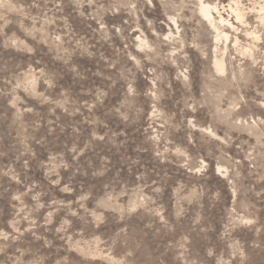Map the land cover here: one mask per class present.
<instances>
[{
  "label": "rangeland",
  "instance_id": "374dc122",
  "mask_svg": "<svg viewBox=\"0 0 264 264\" xmlns=\"http://www.w3.org/2000/svg\"><path fill=\"white\" fill-rule=\"evenodd\" d=\"M102 2L106 8L117 4L119 11L104 12L98 23V18L90 15L96 5H89L87 0H58L59 7L57 0H0V264H11L15 256H21L24 264H128L133 260L135 264H238L239 253L232 255L237 247L249 256L245 264H264V193L257 197L254 191H245L264 186V180L257 178V173L264 171L258 167L264 160L257 155L256 144L264 125L248 126L257 117L264 119V107L260 105L264 101L260 95L264 93V60H260L264 24L259 19V9H245L242 24L235 13L229 17L227 7L239 2L250 8L264 0H203L214 21L223 17L232 25L217 24V29L227 36L225 39L222 35L219 41L215 37L220 33L201 16H197L201 20L199 26L195 20L177 21L185 31L197 28L198 43L207 54L202 57L187 44L184 48L192 61L191 92L173 78L176 69L165 58L173 47H180L175 40L163 41L169 27L175 35V26L164 15V5L170 0H154V9L144 0H135V16L127 7L129 0ZM5 3L12 6L11 10L3 7ZM221 5L225 8L221 9ZM79 11L84 15H79ZM189 14L187 10L183 13ZM145 16L153 21L152 27L160 37L152 33ZM46 17L52 18L53 23L45 24ZM136 17L149 44L159 43V56L148 53L155 57L154 61L144 59V53L135 47L139 41L134 38L139 32L131 29ZM100 23L105 24L107 32ZM41 27L44 32L28 34V30ZM117 27L121 29L119 33ZM55 34L61 35L62 44L53 40ZM191 35L189 31L188 36ZM20 41L33 51H27ZM245 49L248 51L241 55ZM128 51L141 59V68L128 59ZM172 59L179 63L182 56L177 53ZM218 60L224 64V76L216 71ZM229 61L236 72L235 80L228 70ZM240 61L243 74L237 68ZM113 62L115 67H109ZM148 68H155V74ZM155 75L160 76L157 94L163 92L157 102L162 113L158 121L148 118L152 97L145 95ZM33 77L37 78L35 92L42 93L40 96L32 93ZM46 81H51L52 86ZM129 82L136 89V106L142 111L132 110L124 120L115 108L124 101ZM206 85L213 91L209 92ZM98 91L107 93L103 103L96 100ZM233 98L240 105L235 111L229 107ZM58 101L65 102L63 108ZM185 101L194 104L197 111L192 113ZM93 102L95 107L89 110L85 104ZM192 115L201 126L213 125L225 139L231 136V143L222 144L207 133L187 128L186 118ZM238 117L241 123L234 126ZM165 119L170 123L161 127ZM174 125H179V129ZM165 131L171 141L167 144L169 149L186 147L192 157L189 167H198V158L203 156L209 163L208 170L202 174L189 172L181 166L184 157L171 151L163 153L165 159L161 161L155 153L163 152L165 137L159 141L151 137ZM189 133L195 138V147L188 144ZM94 134L103 139L94 138ZM261 139L264 141V137ZM245 140L247 143L241 144ZM252 145H256L255 170V165L244 159ZM229 159L232 163L240 160L241 164L233 170ZM217 163L229 168L227 178L215 171ZM54 164L59 167L48 175ZM235 171L241 172V177L236 178L241 191L231 199L226 193ZM57 179L59 183L53 184ZM65 186L70 191H62ZM157 186L162 189L160 193L152 191ZM141 187L144 194L156 199L155 205L142 201L135 193ZM177 188L179 192L174 194ZM120 191L126 194L115 202L109 200V193L115 196ZM217 191L219 196L213 198ZM17 196L19 199L14 198ZM181 197H190L191 202ZM140 203L144 206L131 210ZM38 204L43 207L38 208ZM114 204L122 207L108 206ZM153 207L160 209L166 222L150 210ZM49 212L51 223H45ZM94 212L104 218L99 228L93 223ZM240 215L254 217L256 222L242 224ZM64 220L69 225L57 231ZM3 233L9 234L7 239ZM96 237L102 242L99 245ZM76 246L85 250L111 249L109 255L113 259L102 258L103 252L95 258L85 257L76 251ZM129 248L134 250L133 256L124 255Z\"/></svg>",
  "mask_w": 264,
  "mask_h": 264
},
{
  "label": "clouds",
  "instance_id": "9594fccd",
  "mask_svg": "<svg viewBox=\"0 0 264 264\" xmlns=\"http://www.w3.org/2000/svg\"><path fill=\"white\" fill-rule=\"evenodd\" d=\"M160 2L162 3L163 0H160ZM87 3L89 5H93L95 4L96 7L93 10L92 13H90V15H92L95 18H98V23L99 21L103 18V13L106 11H111V12H118L119 11V6L117 4H111L110 7L106 8L105 4L102 2V0H87ZM144 3L148 5V7L150 9H154L156 7V3H154V0H144ZM3 7L5 9L11 10V5L5 3L3 5ZM57 7H59V3L57 0ZM130 14L135 16L136 14V3L135 0H129V4L127 5ZM213 10H216V6L212 5L211 6ZM221 9H224L225 6L221 5L220 6ZM230 11L228 12L229 17L232 16L233 13H235L236 15V19L240 22V23H245L244 20V10L246 9L248 12H255L257 9L260 10V12L262 13V15L259 17L261 24H264V3H260V4H253L252 7L247 8L245 4L239 3V2H235L234 4H229L227 6ZM165 11H164V15L167 18V21L171 23V25L175 26V35H173V31L172 28L169 27V30L167 32V34H165L163 36V41H168L171 42L173 40L177 41L180 45L179 48L173 47L171 49L170 52L165 53V58L169 59L171 61V64L175 67L176 72L174 74V79L180 81V83L182 84V86L184 88H186L189 92H191L192 87H193V79H194V75H193V68H192V61L189 59L188 57V53L184 52V48L187 44L188 47H191L197 51L200 52L202 57L207 56V54L203 51V48L201 47V45L198 43L199 37H200V32L197 30V28H189L187 31H185V28L181 25L177 24L178 20H182V21H193L195 20L196 25L199 26L201 24V20L197 19V16H201L204 20H207L208 23L211 25V27L213 29H216L217 32H219L220 34L217 35L215 37V39L217 41L220 40L221 36L223 35L225 39H227V36L223 33L220 32L219 29H217V24H221V25H228L229 27H232V25L230 24V21L227 19H224L223 17H221V19L219 21H214L213 17L210 15L209 13V5L205 4L203 2V0H170V3L165 4L164 5ZM237 9H239L240 11H237ZM143 9H141L142 11ZM188 11L190 14L189 15H183V13L185 11ZM79 15H84L83 11H79ZM217 15H219V11H217ZM36 18L33 17V20H35ZM145 20L147 21L148 27L151 29L152 33L157 36L160 37V33L156 32L155 28L152 27L153 21L151 19H148V17L145 16ZM5 23H8L7 20H5ZM45 24H49V23H53L52 18L50 17H46ZM125 23H127V21H125ZM161 23H164L166 27H168V24L165 21H161ZM100 28L101 29H105V32H107L106 26L103 23H100ZM236 31H239V29H235ZM36 31H41L44 32V28L41 27L40 29H31L28 30V34L29 35H33L34 32ZM116 31L119 33L121 31V29L119 27L116 28ZM132 32H139V35H137L134 39L138 40L139 43L135 45L136 49L138 50V52H142L144 53V59L146 60H155L154 56H149L148 53L149 52H155L156 56H159L160 53L157 51V49L159 48V43H156L155 45L149 44L148 42V37L146 36L145 32L141 29L140 24H139V17H136V25L135 27H133L131 29ZM191 32L192 35L191 37L188 36V32ZM262 31H264V29H262ZM184 33L183 36H181V33ZM247 34H251V33H247ZM47 33L45 32V39L47 38ZM65 35H67V33H65ZM143 37V38H142ZM53 40L55 42H59L60 44L63 43V40L61 38V35L59 34H55L53 36ZM16 41L13 40V44H15ZM77 44H79V41L76 42ZM236 43L238 44L239 41H236ZM20 44L23 45L27 51L32 52L33 49L31 47H28L24 41H20ZM125 48H128V45H125ZM239 51V49H237ZM66 51V49H65ZM248 50L245 49L244 52H241V55H244L245 52H247ZM177 53H180L182 56V61L178 63V61L176 59H172L173 56H176ZM127 57L129 60L133 61L134 66L136 68H141L142 67V61L141 59L133 54L131 51L127 52ZM232 59H235V57H232ZM260 60H264V52L261 53L260 56ZM259 61H254L255 63H258ZM242 63V61H240L237 64V68L239 70V72L241 74H243L244 72V68L239 67V64ZM109 67H115V62H113L112 64L109 65ZM262 68H264V65H262ZM229 71L232 72V80L236 79V72L231 68V61H229ZM129 71H131V69H129ZM156 69L155 68H148V72L155 74ZM216 71L219 75L224 76L225 75V68H224V64L222 62V60H218L216 61ZM122 74V73H121ZM261 75H264V71L261 72ZM213 79H215L213 77ZM160 80V76L159 75H155L153 79H151V87L148 89V91L145 93V95H150L152 97V103L150 104V111L148 113V118L149 119H154V120H159V117L162 115L161 111L157 108V102H159L161 96L163 95V92L161 91L159 94H157V81ZM36 82H37V78L33 77V79L30 81L31 85H32V93L34 95L40 96L42 95V93H37L35 92V87H36ZM46 83L48 84L49 87L52 86V82L51 81H46ZM217 83H224L222 81H217ZM230 85V82H228ZM19 86V85H17ZM169 87H171V84H169ZM207 88V90L209 92H212L213 89L212 87L206 85L205 86ZM203 94V93H202ZM107 95L106 92L103 91H98L97 92V96H96V100L100 103H103V97ZM137 92L136 89L132 86V83L129 82L126 88V96L124 101L121 102V104L115 108V112L118 113L124 120H127L128 117V113L132 110H135L137 112L142 111L141 108L136 106V96H137ZM260 95L264 96V93H260ZM18 99V98H17ZM45 99L47 100L48 98L45 97ZM188 99H192L191 96L188 97ZM240 100H243V96H240ZM13 106H15V101L12 102ZM60 107H64V103L65 102H57ZM261 107H264V101L260 102ZM85 106L91 110L93 107H95V102L93 103H86ZM239 103L236 101L235 98L232 99L229 107L232 111H235L237 108H239ZM185 107L190 109L192 113H195L197 111L196 107L194 104H189L187 103V101H185ZM124 109V111H121V109ZM28 111H30V109H27ZM217 110L221 111V109H219V106L217 105ZM65 111H67V109H65ZM183 111V109L181 110ZM229 115H231V113H229ZM187 123H186V127L192 130H196L198 129L201 133H207L210 137H213L216 140L221 141L222 144H230L232 137L228 136L227 139H225L223 136H220L217 134V132L214 130L213 125L209 124L208 126H201L200 124L196 123V117L194 115L192 116H188L187 118ZM250 119V117H249ZM170 120L169 119H165L163 121V123L160 124L161 127L164 126V124H169ZM183 123V120H182ZM241 121L240 118L238 117L237 119H235L233 121V125L237 126L240 125ZM245 125H248V121L245 120L244 121ZM258 125H264V119L257 117V119L252 120V124L248 125L249 127H253V126H258ZM151 127V125H149ZM176 129H179V125H174L173 126ZM153 132H156V129H153ZM225 135L227 136L228 134L225 133ZM164 136L165 140H166V144L165 147L163 149V152L157 151L155 154L157 156L161 157V161H163V159H165L163 153L166 152H173L174 155H176L177 157L183 156L184 160L181 162V166L184 168H187L189 172H194L197 174H202L205 171L208 170L209 167V163L208 161H206L203 156L198 158V163L199 166L198 167H189V161L192 160V157L189 155V152L187 150V148H181L179 146L173 148V149H169V147L167 146L168 143H171V141H169L167 139V134L166 131L165 132H160L157 135H154L153 137H151L153 140L155 141H159L160 137ZM262 137H264V130H261L259 132V135L257 136V140H256V144L259 145V150H257V155L262 157V160H264V141H262ZM94 138L97 139H103V136H95L94 134ZM187 141L188 144L192 145L193 147L196 146V141L195 138L192 136L191 133L188 134L187 137ZM247 141H241V144H246ZM238 148L241 147V145H237ZM253 150H256V145H252L250 146V149L245 153L244 159L248 160L251 164H254L255 167L252 168V170H255L257 165L255 164V159L256 157L253 155ZM82 151V150H81ZM241 151H243V149L241 148ZM54 159V158H53ZM25 163V167H27V161L24 162ZM229 164H231L232 169L235 170L236 169V165L241 164L240 160H236L235 163H232V161L229 159L228 161ZM65 167H67V165H64ZM59 167V165H53V168L49 170V172L47 173L48 175L51 174L52 171H55L57 168ZM258 167L262 170H264V162H261ZM215 171L224 178L228 177V173H229V168L228 167H221L219 165V163H217V165L215 166ZM249 175H251V171L249 172ZM241 177V172L240 171H235V175L232 179L228 180V184L231 186L230 188H228L227 190V195H230L231 199H234L237 197V195L240 193L241 191V185H239L236 182V178ZM13 179H18L16 176L12 177ZM257 178L258 180H264V171L258 172L257 173ZM53 184H58L59 183V179L52 181ZM153 183H156L155 181H153ZM144 187H147V185H145ZM182 187V186H181ZM62 191H70V189L65 186ZM152 191L154 193H160L162 191V189L157 186L155 188L152 189ZM245 191H254L255 195L257 197H260L262 193H264V186L260 187L259 190H256L254 186L249 187L248 189H246ZM174 194L179 192V188L174 189L173 190ZM135 193L139 194L141 196V200L142 201H146L147 203L150 202L151 204L155 205L156 204V199L151 196V195H147L144 194L143 188H137L135 189ZM126 193L125 191H120L118 193H116L115 196H113L111 193L108 194V198L109 200H113L114 202L116 200L119 199V197L124 196ZM193 194H195V189H193ZM219 196V191H217L216 193H213V198H216ZM15 199H19V197H14ZM81 199H83V197H81ZM181 199H188L189 202H191V198L190 197H181ZM179 204V199L177 200V205ZM108 206H115L116 208H121V205L118 204H114V205H108ZM137 206H144L143 203L134 205L133 207H131V210H135V207ZM37 207H43L42 204H38ZM156 216H158L160 218L161 221H165L164 216L160 214V209L157 207H153L152 209H150ZM235 211V210H233ZM247 211V210H246ZM179 212H177V216H179ZM93 216V223L95 224V226L97 228H99V226L103 223V215L102 214H97V213H92ZM51 219H52V213L49 212L47 214V219L45 221V223H51ZM239 220L242 224L245 225H252L254 224L255 218H248L247 216L244 215H240L239 216ZM35 221H33V225H34ZM69 221L68 220H64L63 225L61 228H58L57 231H62L64 229L65 226L69 225ZM14 230L15 231H19L18 228H15L14 226ZM27 230V229H26ZM123 231V229H122ZM8 233H3V237L4 239L8 238ZM17 237H13V239H16ZM71 237H69L70 239ZM96 244L99 245L100 243H102L99 240V237L95 238ZM258 246V245H257ZM19 251V249L17 250ZM76 251L79 252L80 254H82L85 257H97L100 256L101 253H104V256L102 258H106L109 261H111L113 259V257L111 255H109L111 249H109L108 251H104V249H101L99 247L97 248H92V249H88L85 250L84 248H80L78 246H76ZM237 252L239 253V257L240 260L238 262V264H245V261L249 259V256L247 253H245V251L243 250V248L237 247L234 251H233V256L235 257ZM22 255V253H21ZM125 256H133L134 255V250L129 248L126 250V252L124 253ZM11 264H24V262L21 260V256H15L14 259H11ZM116 264H122L121 261H117ZM128 264H135V261H129ZM226 264H231L230 261L226 262Z\"/></svg>",
  "mask_w": 264,
  "mask_h": 264
}]
</instances>
